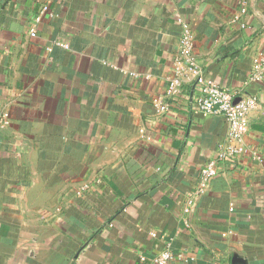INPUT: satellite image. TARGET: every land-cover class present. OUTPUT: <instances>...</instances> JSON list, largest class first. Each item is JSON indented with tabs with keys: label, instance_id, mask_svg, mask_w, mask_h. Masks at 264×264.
Instances as JSON below:
<instances>
[{
	"label": "crops",
	"instance_id": "0c3cea01",
	"mask_svg": "<svg viewBox=\"0 0 264 264\" xmlns=\"http://www.w3.org/2000/svg\"><path fill=\"white\" fill-rule=\"evenodd\" d=\"M184 25L204 78L257 102L203 191L232 142L194 76L168 94ZM261 55L264 0H0V264H264Z\"/></svg>",
	"mask_w": 264,
	"mask_h": 264
},
{
	"label": "built area",
	"instance_id": "2783aa9c",
	"mask_svg": "<svg viewBox=\"0 0 264 264\" xmlns=\"http://www.w3.org/2000/svg\"><path fill=\"white\" fill-rule=\"evenodd\" d=\"M251 0H239L241 13L245 14ZM35 37V30H31ZM176 70L179 73L170 82L168 87L169 95H179L183 92L184 80L194 76L199 86V95L196 104L199 112L205 116L220 117L226 121L229 129V139L232 142L227 149L222 150L217 156L209 160L201 172L200 191L205 190L214 178L220 175V164L242 155L245 152L244 139L249 131V115L257 107L255 99L237 100L234 94L227 88H222L215 82L204 78L199 70L195 58L194 37L188 25H184L183 35L179 54L176 58ZM252 80L264 81V55L254 60L252 66ZM159 109L166 111V105L160 104ZM10 125V118L7 114L0 118V128ZM259 159V158H258ZM155 237L156 235L153 234ZM143 260V259H142ZM184 256L174 255L166 250L152 260L153 264H171L174 261H183ZM144 261V260H143Z\"/></svg>",
	"mask_w": 264,
	"mask_h": 264
}]
</instances>
